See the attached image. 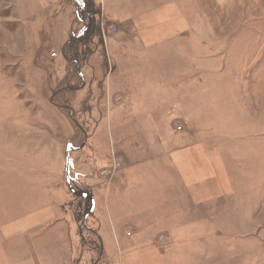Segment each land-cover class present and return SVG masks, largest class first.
Listing matches in <instances>:
<instances>
[{
    "label": "crops",
    "instance_id": "0c3cea01",
    "mask_svg": "<svg viewBox=\"0 0 264 264\" xmlns=\"http://www.w3.org/2000/svg\"><path fill=\"white\" fill-rule=\"evenodd\" d=\"M15 1L27 16L18 41L9 35V54L40 55L41 63L51 49L73 58L79 81L58 91L72 93L71 110L81 123H94L90 133H81L82 149H62L60 185L81 190L83 203L72 226L56 208L60 193L49 181L33 190V137L42 132L28 120L30 100L20 102L14 81L9 86L0 76V264H74V232L78 243L79 233L92 237L98 264L104 258L109 264H202L208 250L212 264H219L218 249L239 240L233 239L241 180L232 176L231 162L239 161V150L255 145L258 122L253 115L227 123L210 97V52L222 40H210L208 18L193 16L192 0H63L65 6L59 0ZM30 19L40 23L39 31ZM46 19L52 24L41 25ZM112 26L116 31L105 34ZM43 29L50 36L39 50ZM85 43L92 45L86 65L79 59ZM26 71L22 66L21 73ZM24 81L22 93L37 95L33 99L42 104L56 92L41 78L37 87L46 97H39L38 88ZM173 120L180 126L175 132ZM259 123L264 126V119ZM88 151L93 176L75 167L74 157ZM112 154L121 168L108 183L99 173L111 165ZM243 180L250 184L249 172Z\"/></svg>",
    "mask_w": 264,
    "mask_h": 264
},
{
    "label": "rangeland",
    "instance_id": "374dc122",
    "mask_svg": "<svg viewBox=\"0 0 264 264\" xmlns=\"http://www.w3.org/2000/svg\"><path fill=\"white\" fill-rule=\"evenodd\" d=\"M56 1L58 2V0L53 2ZM59 1L61 6H65L63 0ZM17 5L19 4L15 0H0V76L9 86L10 82L14 81V85L12 83L11 87L17 86V90L16 88L14 90V96L19 94L16 97L20 102L30 100L28 120L35 127L34 130L38 132L41 130L42 132V134H39L41 137L37 134L33 137L34 151H36L31 163L34 171L33 190H38L40 181H49L54 190H58L60 193L55 204L56 208L61 211L63 216H67L68 219L72 220L70 224L72 223L73 226L74 220L80 216L83 203L80 202L79 197L81 190L75 189L76 187L73 185L70 188L71 183H68L66 189L60 185V180L63 178L61 176L63 174L62 149L64 146H67L70 150H72V147H81L82 149L84 144H81V142L85 136H81V133L84 129L90 133L92 131L91 125L94 122L89 119L85 120V123H81L71 110L73 108L72 93L58 91L61 87H72L79 81L78 78L74 77L73 69L76 64L72 61L73 58L64 56V59L58 53V50L51 51V46L48 47L50 49L48 57H46L45 62L42 61L41 63H39L42 59L39 58L40 55L13 57L10 55L13 53L10 52L9 54V35L11 33L12 37L18 41V36L24 28V25H22L24 18H26L24 16H27L25 12H23V15L19 13ZM192 6L194 17L201 16L203 20L206 17L208 18L210 40L218 39L217 42L222 40L218 47L210 52V70L208 73L209 85L212 89L209 90L210 95H212L210 97L217 100L219 111L225 115L227 123H230L232 118L243 120L244 117L249 116V118H252L253 115L256 116L258 122L253 127L257 131L256 134H253L255 137L251 138L252 141H256L255 145L252 146L251 150H239V161L231 162L234 166L231 170L232 176L236 180H241L240 225L235 228L233 239L239 238V240L236 243L226 241L223 250L218 249L219 257L215 260L218 259L219 264L220 262L222 264H264V148L261 147L264 144H261L264 137L262 139L259 136L262 131V136H264V126L259 127L260 119H264V0H192ZM53 7L55 8L56 5ZM71 9L70 7L69 10ZM27 11L30 15L31 11L35 13L36 10L33 8ZM44 12H46V8ZM57 14L58 12H54L50 16L53 18ZM61 14H63V11ZM15 18L22 19L19 25L11 22V19ZM69 20L75 23L76 28L80 27L72 16ZM34 23L31 20V24L38 26L39 31L41 28L40 23ZM47 24H52V21L46 19L41 23L43 26ZM14 26L20 27L17 30H10ZM107 30L105 34L116 31ZM49 36L44 29L41 33L38 32L39 50L41 46L45 45V41L49 40ZM85 44L87 45L86 50L82 46L76 47L77 49L82 47L83 51L79 50L81 55L79 59L81 58V63L84 65L87 62L84 61L85 55L92 47L91 43ZM40 64H42L41 68L38 69ZM22 66L26 67L27 71L25 73H21ZM57 71H59L58 74ZM41 78L49 89L53 88L56 91L53 94H47L50 100L44 104L34 100L38 97L37 95L32 94L30 96L26 92L22 93L24 89H19V86L25 88L24 80H29L30 85L38 88L39 97H46L44 93L41 94L43 89L40 86L37 87V80ZM117 106L120 105L117 103ZM6 108H8V105ZM247 111L250 114H245ZM174 122L173 120V132L180 128V126L176 127L177 122ZM45 131L48 132L47 136L43 135ZM48 152L49 155H47ZM87 154H89V151L84 156L79 154L74 157L75 167H78L79 170H87L93 176L94 172L88 167ZM117 157L118 155L112 154L111 165L99 173V176L105 178L108 183L113 180L107 179L115 178L120 171L121 162L117 160ZM66 159L68 160V164H66L69 166V158ZM115 162H119L120 167L114 168L113 163ZM104 171L107 173L103 174ZM248 172L250 173V184L245 186L243 178L244 175H248ZM91 180H95L94 177ZM74 189L75 191H73ZM248 201H251V207L254 210L248 205ZM34 203L35 198L31 204L36 206ZM247 207L250 209L248 210ZM78 236L79 243L74 232L79 253L77 261L82 262L81 264H89L90 261L92 264H98L95 260L97 258L95 248L91 243L93 242L91 241L92 237L81 233ZM224 237L228 238L226 232ZM211 251L208 250L209 256L205 257L207 260L200 263L212 264L211 261H214V258L211 256ZM77 261H75L76 264ZM99 264H109V261L104 258Z\"/></svg>",
    "mask_w": 264,
    "mask_h": 264
},
{
    "label": "built area",
    "instance_id": "2783aa9c",
    "mask_svg": "<svg viewBox=\"0 0 264 264\" xmlns=\"http://www.w3.org/2000/svg\"><path fill=\"white\" fill-rule=\"evenodd\" d=\"M107 29H108L109 31H113V32L116 30V28L113 27V26L110 27V28H107ZM108 30H107V31H108ZM115 103H116V104L118 103V104L120 105V103H121V99H120V97H119V98H116ZM178 126H179V125H178V123H177V124H176V127H178ZM176 130H177V129H176ZM113 167H114V168H118V167H120V163H119V162H115V163H113ZM106 173H107L106 171L103 172V174H106ZM70 186H72V184H70L69 187H70ZM70 188H71V187H70ZM71 190H72V189H71ZM73 191H75V189H74ZM160 239H161V241H162V240H163V237H161Z\"/></svg>",
    "mask_w": 264,
    "mask_h": 264
},
{
    "label": "water",
    "instance_id": "95a60500",
    "mask_svg": "<svg viewBox=\"0 0 264 264\" xmlns=\"http://www.w3.org/2000/svg\"><path fill=\"white\" fill-rule=\"evenodd\" d=\"M68 167H69V166H67V173H68Z\"/></svg>",
    "mask_w": 264,
    "mask_h": 264
}]
</instances>
